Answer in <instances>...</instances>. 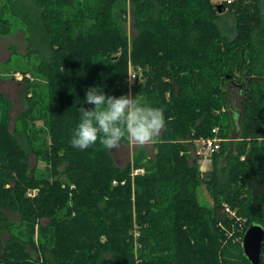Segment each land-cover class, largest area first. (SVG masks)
Segmentation results:
<instances>
[{
  "label": "trees",
  "instance_id": "trees-1",
  "mask_svg": "<svg viewBox=\"0 0 264 264\" xmlns=\"http://www.w3.org/2000/svg\"><path fill=\"white\" fill-rule=\"evenodd\" d=\"M7 1L0 2V35L12 29ZM32 1L25 56H37L34 72L49 82L40 119L52 143L43 152L36 148L44 143L27 148L48 161L51 175L37 177L0 125V228L5 212L16 211L50 241L0 243V264H250L241 242L221 229L231 223L223 203L246 218L242 232L251 223L264 228V0L224 2L220 12L212 0H127L137 30L129 51L117 20L126 11L121 0ZM129 61L145 68L131 88ZM226 82L242 93L239 116L226 107ZM93 85L163 110L154 158L140 147L120 167L99 142L83 151L70 145L78 107H92L82 103ZM26 104L29 114L31 98ZM215 126L231 142H220L201 176L180 140L212 136ZM135 168L141 171L132 176ZM203 184L211 206L197 198Z\"/></svg>",
  "mask_w": 264,
  "mask_h": 264
},
{
  "label": "rangeland",
  "instance_id": "rangeland-1",
  "mask_svg": "<svg viewBox=\"0 0 264 264\" xmlns=\"http://www.w3.org/2000/svg\"><path fill=\"white\" fill-rule=\"evenodd\" d=\"M84 1L85 0H79L78 3L82 4ZM212 1L217 5L223 4L224 2L228 4L226 0ZM233 1L234 0H231L230 2ZM0 2H4V0H0ZM7 3L12 6L15 14L12 16L13 24L10 33L0 35V95L2 96L0 97V125H4L9 135L14 138V141H16L22 149H25V155L29 152L27 145L31 140L33 141L32 144L35 146L44 143V147H38L36 149H42V152L44 150L47 151L50 149L49 146L52 143V140L48 133L46 121H43L40 118L43 116L44 112H46L48 106L47 94L49 82L40 74L34 72V67L38 64L37 56H25L28 39L31 38V30L33 29V23L31 20L34 19L33 16L36 5L32 0H8ZM122 4V7L125 8L126 11L125 14L121 16V19L118 17L117 20L128 38L129 51L131 41L136 36L137 30L133 25L134 17L132 4L127 0H121V5ZM119 54L120 50L116 52V55ZM129 65L133 66V64L129 61L128 70ZM135 69L138 71V76L132 83L129 82L130 88L135 82H140L144 79L145 68L140 67L139 70L138 67H135ZM128 76L129 75L127 74V78ZM226 83V107H228L229 112L231 111L235 113L233 117L236 115L239 116L238 114L242 107V93H239L236 85L229 82ZM27 98H31L35 108L29 114L24 113L27 108ZM236 121L238 122V120H235V122ZM213 129H216V133H214L216 137L231 142V139L223 138L218 135L217 126ZM162 130L163 128L161 129V132ZM231 133H235L234 127ZM34 135L37 136V139H33L35 137ZM199 138L200 137L194 138L188 135L186 139L180 141H182L188 149L189 164L195 161L198 165L200 175L202 176L204 174L206 175L211 169L212 162L205 165L206 158L202 153V144ZM153 143H155V141L143 146H138L129 142L126 144L121 143L117 148L110 151L113 157L112 160L116 165L123 167L128 161H130L132 153L140 147L144 148L147 157L154 158L155 148ZM27 156V164L30 169H34L37 177L45 178L51 175L48 161L43 159L42 156H38L34 154V152L28 153ZM135 170H138L137 173H139L141 168L133 169L131 172L132 176L136 175L133 173ZM70 187H74V184H71ZM29 191H34L36 193L38 188H33L28 190V192ZM196 194L199 203L207 206L212 205L211 193L204 184L198 186ZM230 209L231 212H227V217L228 222L231 223L229 226L223 224L221 230L224 231L223 233L225 234V237L234 238L241 242L243 225L246 218L239 215L235 208L231 207ZM5 216L7 227L0 228L1 244L15 239L25 240L26 238H30V236L31 238L36 239L37 242L41 240L50 241V234H46V231H42L37 226L30 227L27 224L21 223V218L18 212L6 211ZM47 220L46 217H42L40 223L46 225ZM132 234L135 247H139V244L136 242L138 231L134 230ZM31 254H33V251H31ZM260 264H264V237Z\"/></svg>",
  "mask_w": 264,
  "mask_h": 264
},
{
  "label": "clouds",
  "instance_id": "clouds-1",
  "mask_svg": "<svg viewBox=\"0 0 264 264\" xmlns=\"http://www.w3.org/2000/svg\"><path fill=\"white\" fill-rule=\"evenodd\" d=\"M82 105L92 107H78L79 120L69 140L73 148L81 151L97 142L108 151L125 140L143 146L157 140L166 123L160 107L130 94L108 95L97 85L85 90Z\"/></svg>",
  "mask_w": 264,
  "mask_h": 264
},
{
  "label": "water",
  "instance_id": "water-1",
  "mask_svg": "<svg viewBox=\"0 0 264 264\" xmlns=\"http://www.w3.org/2000/svg\"><path fill=\"white\" fill-rule=\"evenodd\" d=\"M221 6L218 5L219 12ZM264 237V228L257 223H251L245 229L242 237V251L250 264H260L262 240Z\"/></svg>",
  "mask_w": 264,
  "mask_h": 264
},
{
  "label": "built area",
  "instance_id": "built-area-1",
  "mask_svg": "<svg viewBox=\"0 0 264 264\" xmlns=\"http://www.w3.org/2000/svg\"><path fill=\"white\" fill-rule=\"evenodd\" d=\"M226 1L229 3L231 0H226ZM138 69L140 70V67H138ZM128 75L129 76L127 78V81L129 84V82L132 83L137 78L138 71L135 69V67L129 65ZM212 131H213L212 136L199 138V140L202 144V153L204 154V156L206 158L205 165L211 163V156L219 150L220 142L222 141L221 138L215 136L214 133H216V129H213ZM136 172H138V170H135V173ZM34 193H35L34 191H29L28 195H34ZM223 208H224L226 213L231 212L230 207L226 203H223ZM218 225H221V223H219ZM244 232H245V230L243 231V234H244ZM243 234H242V237H243ZM242 237H241V242H242ZM262 243H263V240H262Z\"/></svg>",
  "mask_w": 264,
  "mask_h": 264
},
{
  "label": "bare ground",
  "instance_id": "bare-ground-1",
  "mask_svg": "<svg viewBox=\"0 0 264 264\" xmlns=\"http://www.w3.org/2000/svg\"><path fill=\"white\" fill-rule=\"evenodd\" d=\"M134 174H137V172L135 173V171L133 172Z\"/></svg>",
  "mask_w": 264,
  "mask_h": 264
},
{
  "label": "crops",
  "instance_id": "crops-1",
  "mask_svg": "<svg viewBox=\"0 0 264 264\" xmlns=\"http://www.w3.org/2000/svg\"><path fill=\"white\" fill-rule=\"evenodd\" d=\"M132 158V157H131ZM131 160V159H130Z\"/></svg>",
  "mask_w": 264,
  "mask_h": 264
}]
</instances>
